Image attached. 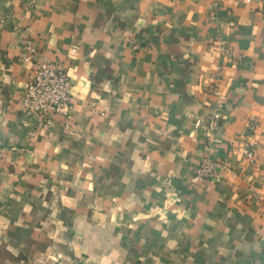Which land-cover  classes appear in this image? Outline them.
I'll use <instances>...</instances> for the list:
<instances>
[{"label":"crops","instance_id":"1","mask_svg":"<svg viewBox=\"0 0 264 264\" xmlns=\"http://www.w3.org/2000/svg\"><path fill=\"white\" fill-rule=\"evenodd\" d=\"M0 264H264V0H0Z\"/></svg>","mask_w":264,"mask_h":264},{"label":"built area","instance_id":"2","mask_svg":"<svg viewBox=\"0 0 264 264\" xmlns=\"http://www.w3.org/2000/svg\"><path fill=\"white\" fill-rule=\"evenodd\" d=\"M220 9L215 3L212 12L216 14ZM225 41H221V53L227 54ZM23 103L27 113L32 118H40L46 124H51L53 116H66L72 104L71 82L65 67L56 63H42L37 65L34 81L25 89ZM248 157H253L251 150H246ZM215 163L212 160L203 161L194 176L199 182L214 177Z\"/></svg>","mask_w":264,"mask_h":264}]
</instances>
